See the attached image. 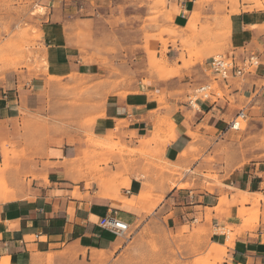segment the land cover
<instances>
[{"label": "crops", "instance_id": "obj_1", "mask_svg": "<svg viewBox=\"0 0 264 264\" xmlns=\"http://www.w3.org/2000/svg\"><path fill=\"white\" fill-rule=\"evenodd\" d=\"M75 1L50 3L36 50L44 66L0 84V159L3 139L22 141L24 128L42 125V135L26 142L35 156L24 166L35 177L31 187L10 189L15 194L0 202V264H94L101 252L116 254L119 236L100 220L113 211L130 225L144 217L150 206L139 197L151 185L161 196L151 211L173 213L168 223L190 227L187 235L191 225L202 230L203 247L212 246L206 264H264V0L261 7L244 0H139L152 6L126 8L122 15L119 9L104 14L109 5L90 0V18L81 20L92 21L94 35L114 33L108 47L117 52L107 59L116 71L99 53L83 59L75 32L84 14ZM111 16L123 21L105 23ZM158 33L167 43H152L158 61L152 66L145 35ZM184 45L193 49L192 59ZM219 51L239 62L257 56L258 72L215 79L207 64ZM50 77L82 92L81 103L56 100ZM204 85L211 88L206 98L196 93ZM241 112L245 117L234 129ZM56 113L66 123L62 131L51 123ZM40 114L46 126L34 121ZM86 118L93 141L138 152L88 157L87 150L98 149L85 141ZM104 156L112 160L108 169L102 165L106 175L126 186L110 191V179H93L99 172L89 165ZM164 166L176 172L172 186L155 179ZM249 211L257 212L252 227L244 220Z\"/></svg>", "mask_w": 264, "mask_h": 264}, {"label": "rangeland", "instance_id": "obj_2", "mask_svg": "<svg viewBox=\"0 0 264 264\" xmlns=\"http://www.w3.org/2000/svg\"><path fill=\"white\" fill-rule=\"evenodd\" d=\"M244 1H255L258 3V7H261V0ZM50 3L52 5L54 3L53 0H0V84L23 70H27L32 76L36 70H40L44 66L40 55L37 53V46L43 37V32L39 27L42 25L46 14L49 13V7H52ZM73 5V7L82 10L84 14L76 18L75 32L78 46L84 54L83 59L89 62L92 60V54L99 53L100 58L104 60V64L114 70L115 67L109 64V60L107 59L108 54L115 53V51L117 52L113 44L111 48L108 47V42L114 41V33L102 32V34L100 33V35L97 36V31L95 30L94 35L92 21L81 20L86 17L90 18V0H76ZM99 5L105 8L109 5V9L102 10L105 11L104 14L110 11L111 15L116 9H119L122 15V11L126 8L138 9L139 6H146L148 8L152 6L150 5V1L140 2L139 0H110L109 3L108 0H100ZM161 5H163V2H161ZM122 18L123 17L118 18L119 20L115 22L114 20L117 18H113L112 16L110 19L105 17L104 20L105 23L108 22L112 26H117L123 21ZM154 19L155 17L153 16L150 18V21L153 23ZM188 31L191 33L195 31L193 22H190ZM164 32L166 31H163V33ZM173 34L181 37V34ZM145 38L147 40V53L148 56H150V63L154 66L158 61L156 59V47L152 43L156 41L166 44L167 40H164L159 33L153 35L147 34ZM182 43H185L184 38L182 39ZM183 50H185V52L187 51L189 59L194 57L195 53L191 47L184 45ZM89 51H91V53H89ZM219 55H224V53L219 51L213 56ZM191 64L190 62V64L185 66ZM258 70L259 68L253 69L254 72H258ZM49 83L55 84L57 95L55 99H61L63 105L73 106L77 103H81L82 92L76 93L73 85H62L60 87L59 78L56 77H50ZM217 85L218 84L215 83L213 87L216 88ZM40 115V118L35 116L36 119H34V121H44L46 126V115ZM53 116L54 117H50L51 123L54 121L58 122L55 126L59 129L58 131H62L59 127L61 126L63 128L66 126V123L63 122L64 120H62L60 114L56 113ZM238 121H241V119H238ZM38 125L40 126L38 128H24L25 133L22 141H14L11 138L3 139L1 147L2 158L0 159V202L7 201L10 199V196L15 194L10 193V189L16 191L19 187L24 189L32 185L35 177H29L24 166L26 163H30L31 165L34 164L35 156L33 155V149H27L26 142L29 138L32 139L42 135V125ZM68 125L75 126V123L70 122ZM90 125V119H84L83 127L85 128V133L83 135L89 147L95 146L98 150H87L86 154H88V157L91 152H93V155L123 154L125 151L131 152L132 154L138 152V150L134 151L127 149L125 145L119 142L105 143L93 141L91 130H89ZM21 142H23V145L18 148L17 146ZM154 155L157 156V154ZM107 156L101 158L97 163H92L89 167L99 172V175L97 177L94 176L95 178L93 177V179H110L108 190H118V185L126 186V182L118 181L119 176L108 177L106 175L108 165L112 161L111 159H107ZM102 165L107 169H104ZM165 173L170 174L172 177H166L164 175ZM175 173L176 172L170 171L168 166L160 167V172L155 179L161 182H168L169 185L172 186ZM212 179H214L216 183H219L217 177H212ZM154 189V185L149 186L148 191L144 192L139 197V200L145 205L152 207L161 197L153 192ZM221 202L223 203L224 199ZM150 207L144 210V217L139 218L136 222L131 224L125 236L118 237L119 251L113 255L101 252L94 264H206V251L210 250L212 246H208L207 248L203 247L204 240L200 233L202 230H199L197 225H191L192 232L187 235L186 232H190V227L187 226L183 229H177L174 228L171 223H168L173 213H170L169 216H166L163 211L155 214L154 210L151 211ZM239 215L243 216L244 214L242 215L241 212ZM256 218L257 212H247L246 216H244V220L246 219L247 223L251 224L247 227H252L253 224L257 222ZM247 223L245 222V225ZM229 230L230 228L226 231ZM226 231L220 230L219 232ZM5 263L7 264L5 261L2 262V264Z\"/></svg>", "mask_w": 264, "mask_h": 264}, {"label": "built area", "instance_id": "obj_3", "mask_svg": "<svg viewBox=\"0 0 264 264\" xmlns=\"http://www.w3.org/2000/svg\"><path fill=\"white\" fill-rule=\"evenodd\" d=\"M207 65L210 73L215 79L227 80L233 77L242 78L246 74L254 73L253 69L258 68L260 62L257 56L253 54L245 57L240 62L235 56L219 55L212 57ZM210 91L211 88L209 85H204L196 89L197 95L204 98L210 94ZM244 117V112H241L239 117L231 123L232 128L237 129ZM238 119H241V121H238ZM99 225L103 229L114 232L119 237L125 236L131 226L129 223L120 219L116 211L103 217Z\"/></svg>", "mask_w": 264, "mask_h": 264}, {"label": "bare ground", "instance_id": "obj_4", "mask_svg": "<svg viewBox=\"0 0 264 264\" xmlns=\"http://www.w3.org/2000/svg\"><path fill=\"white\" fill-rule=\"evenodd\" d=\"M237 126H238V125H237ZM237 126H236V127H237ZM5 262H6V261H5ZM1 264H2V263H1ZM5 264H6V263H5Z\"/></svg>", "mask_w": 264, "mask_h": 264}]
</instances>
